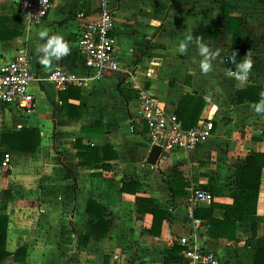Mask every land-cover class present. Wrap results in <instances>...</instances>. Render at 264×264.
I'll return each mask as SVG.
<instances>
[{
  "label": "crops",
  "instance_id": "obj_1",
  "mask_svg": "<svg viewBox=\"0 0 264 264\" xmlns=\"http://www.w3.org/2000/svg\"><path fill=\"white\" fill-rule=\"evenodd\" d=\"M19 3L0 0V66L22 54L29 58L38 105L31 115L16 105L0 110V216L8 218L11 253L1 264H173L185 248L182 238L216 253L220 264H261L264 172L255 230L239 222L230 240L214 235L210 221L196 214L213 203L230 206L237 168L264 153V113L255 111L258 103L237 99L250 85L264 88V0H111L120 69L62 92L48 77L56 67L86 75L78 41L98 18L99 0H52L37 26L21 18ZM45 30L62 35L70 48L48 66L37 52ZM200 43L214 55L207 72ZM235 50L239 57L232 59ZM245 61L251 63L247 71L239 67ZM143 90L171 116L194 96L205 101L199 120L208 103L218 105L213 136L150 164L153 146L136 100ZM23 129L38 130L41 141L34 154L20 158L3 136ZM7 151L11 161L3 166ZM196 188L211 192L214 201L194 202ZM103 209L107 235L86 242L88 226L99 222L93 212ZM191 211L200 222L189 219ZM223 214L213 208L215 220Z\"/></svg>",
  "mask_w": 264,
  "mask_h": 264
},
{
  "label": "built area",
  "instance_id": "obj_2",
  "mask_svg": "<svg viewBox=\"0 0 264 264\" xmlns=\"http://www.w3.org/2000/svg\"><path fill=\"white\" fill-rule=\"evenodd\" d=\"M51 8L52 0H20L19 14L27 24L37 26L48 17ZM97 12L98 18L85 25L78 41L79 54L87 70L86 75L56 67L48 77L61 92L72 86L82 87L89 82L100 80L108 72L120 69L116 55L117 39L114 36L115 8L111 5V0H99ZM147 75L151 76L152 72ZM35 80L26 55H19L14 61L0 66V110L9 105H16L26 114H34L38 103L31 92V86ZM136 100L138 117L146 123L150 145L160 146L162 153L175 149H195L208 141L215 132L216 117L220 111L216 104L208 103L198 123L185 128L183 122L178 117L169 115L159 98L148 91H140ZM10 161L11 154L7 151L3 166H8ZM192 199L194 202L212 203L214 195L202 188H196L192 191ZM189 219L195 224L200 222L192 211L189 213ZM181 245L185 248L173 264H220L216 253L191 245L187 238L181 239Z\"/></svg>",
  "mask_w": 264,
  "mask_h": 264
},
{
  "label": "trees",
  "instance_id": "obj_3",
  "mask_svg": "<svg viewBox=\"0 0 264 264\" xmlns=\"http://www.w3.org/2000/svg\"><path fill=\"white\" fill-rule=\"evenodd\" d=\"M229 21L232 26L235 20L229 18ZM234 36L237 41L241 39V35L238 32H234ZM237 54L238 52L235 50L232 59L238 58L239 56ZM261 93H264L263 87L250 85L247 89L238 92L237 99L239 103H260ZM204 105V99L197 96L192 97L188 101L185 100L179 105L178 118L183 122L185 128H190L198 123ZM3 141L11 146V151L14 155L23 158L37 151L40 145L41 135L38 130L30 131L23 129L19 133L4 135ZM0 161H2L1 155ZM263 172L264 153L251 154L247 158L245 164L237 168L235 184L232 191L229 193V196L233 199V203L230 206H220L213 203L209 209L203 210V214L199 213V215L196 214V216H201L210 221L212 233L214 235H223L230 240L236 238V227L239 222H250L255 230L257 223V203L261 191ZM218 194L222 195V193ZM214 207H221L224 209L223 220H215L213 217ZM88 211L92 213L90 208ZM93 213L99 218V222L88 226L87 232L83 237L86 242L89 241L92 236L98 239L104 238L110 227V221L107 219V212H105L104 209L100 210V212ZM153 213L156 219L158 216V209L156 206L153 207ZM164 217L165 216H163V218ZM7 234L8 218L0 216V264L7 257L11 256V253L7 250ZM18 252H20V250ZM18 252L15 254L16 261H18ZM261 264H264V250H261Z\"/></svg>",
  "mask_w": 264,
  "mask_h": 264
},
{
  "label": "clouds",
  "instance_id": "obj_4",
  "mask_svg": "<svg viewBox=\"0 0 264 264\" xmlns=\"http://www.w3.org/2000/svg\"><path fill=\"white\" fill-rule=\"evenodd\" d=\"M39 35L42 40L46 38V43L37 49L38 53H43V58L40 60L42 65L48 66L50 60L53 58L59 60L69 54V45L62 35L49 36L47 30L42 31ZM187 40L190 41L191 36H188ZM178 50L180 53L186 52V45L182 43ZM199 52L201 56L205 57V61L201 65L203 71H210L212 66L209 60L210 58L214 59V55L210 54L209 48L202 43L199 44ZM239 67L241 70L247 71L251 68V63L250 61H245ZM254 109L258 113H264V93H261V101L260 103L254 105Z\"/></svg>",
  "mask_w": 264,
  "mask_h": 264
},
{
  "label": "water",
  "instance_id": "obj_5",
  "mask_svg": "<svg viewBox=\"0 0 264 264\" xmlns=\"http://www.w3.org/2000/svg\"><path fill=\"white\" fill-rule=\"evenodd\" d=\"M161 154L162 148L160 146H154L149 158V163L153 165L156 164Z\"/></svg>",
  "mask_w": 264,
  "mask_h": 264
}]
</instances>
